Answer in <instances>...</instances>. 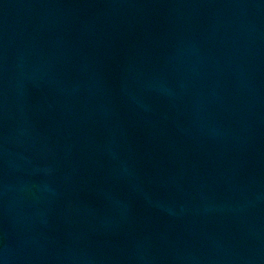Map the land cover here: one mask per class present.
Masks as SVG:
<instances>
[{
	"label": "water",
	"instance_id": "1",
	"mask_svg": "<svg viewBox=\"0 0 264 264\" xmlns=\"http://www.w3.org/2000/svg\"><path fill=\"white\" fill-rule=\"evenodd\" d=\"M3 264H264V0H0Z\"/></svg>",
	"mask_w": 264,
	"mask_h": 264
},
{
	"label": "snow or ice",
	"instance_id": "2",
	"mask_svg": "<svg viewBox=\"0 0 264 264\" xmlns=\"http://www.w3.org/2000/svg\"><path fill=\"white\" fill-rule=\"evenodd\" d=\"M0 264H3V262H2V261H0Z\"/></svg>",
	"mask_w": 264,
	"mask_h": 264
}]
</instances>
